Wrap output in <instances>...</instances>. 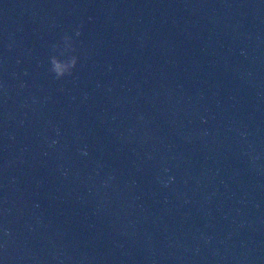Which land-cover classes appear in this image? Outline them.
Returning <instances> with one entry per match:
<instances>
[{
	"label": "water",
	"instance_id": "1",
	"mask_svg": "<svg viewBox=\"0 0 264 264\" xmlns=\"http://www.w3.org/2000/svg\"><path fill=\"white\" fill-rule=\"evenodd\" d=\"M0 264H264V0H0Z\"/></svg>",
	"mask_w": 264,
	"mask_h": 264
},
{
	"label": "clouds",
	"instance_id": "2",
	"mask_svg": "<svg viewBox=\"0 0 264 264\" xmlns=\"http://www.w3.org/2000/svg\"><path fill=\"white\" fill-rule=\"evenodd\" d=\"M79 32L76 35L79 36ZM80 57L73 36L65 33L59 43L51 46L48 58V70L56 80L71 77L77 68ZM167 186V182H165ZM5 235H10V229H5Z\"/></svg>",
	"mask_w": 264,
	"mask_h": 264
}]
</instances>
